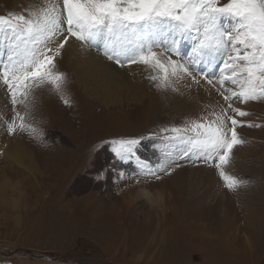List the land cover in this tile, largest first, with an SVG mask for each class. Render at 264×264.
<instances>
[{"label": "rangeland", "instance_id": "374dc122", "mask_svg": "<svg viewBox=\"0 0 264 264\" xmlns=\"http://www.w3.org/2000/svg\"><path fill=\"white\" fill-rule=\"evenodd\" d=\"M29 4L0 0V15ZM71 82V106L37 92L26 116L36 138L0 127V264H264V127L238 128L247 143L228 170L248 183L237 193L203 166L136 185L117 176L135 165L106 142L145 137L137 155L154 163L165 145L147 137L210 112L216 93L191 111L135 76L89 92ZM11 107L0 91V115ZM245 107L243 119L264 125V103Z\"/></svg>", "mask_w": 264, "mask_h": 264}, {"label": "snow or ice", "instance_id": "6c2138e0", "mask_svg": "<svg viewBox=\"0 0 264 264\" xmlns=\"http://www.w3.org/2000/svg\"><path fill=\"white\" fill-rule=\"evenodd\" d=\"M71 41L96 48L120 69L143 67L157 90L180 92L184 82L219 98L210 112L147 137L165 145L154 163L137 155L145 137L107 141L116 160L135 165L119 179L140 185L203 166L216 170L228 192L246 187L228 169L234 149L247 143L238 128L264 127L243 119L251 114L245 106L264 103V0H33L0 15V91L12 106L10 120L0 115L7 135L36 138L26 116L39 90L71 106V81L60 68Z\"/></svg>", "mask_w": 264, "mask_h": 264}, {"label": "bare ground", "instance_id": "6f19581e", "mask_svg": "<svg viewBox=\"0 0 264 264\" xmlns=\"http://www.w3.org/2000/svg\"><path fill=\"white\" fill-rule=\"evenodd\" d=\"M23 1L30 3L33 2V0ZM60 65L61 70L67 72L70 81L72 80L76 82L80 87L82 86L81 88L84 87L85 92L90 86L99 83L103 86H107L108 84L119 86V83L122 80L127 79L128 75L139 77L144 82L149 83L146 77L150 73H148L143 67L136 69L137 67L133 66L132 71L120 69L112 62L107 61L97 49L89 47L82 49L80 44L76 41H71L70 46H67V49L63 54V59L60 61ZM71 74H74L72 78L70 77ZM74 88L75 84H72L71 82L69 90H74ZM168 93L172 94H167L168 102H174L175 105L178 104V107L185 108L186 110L191 109V111L192 109H197L200 104L208 99V94L203 88L193 85L188 89L184 82H181L180 84V92L169 91ZM68 98L71 99L69 96ZM105 105L108 104L105 103ZM60 114V112L56 111L54 117H56L58 121H63L64 119ZM88 120H90L88 121V125L91 126V118H88Z\"/></svg>", "mask_w": 264, "mask_h": 264}]
</instances>
